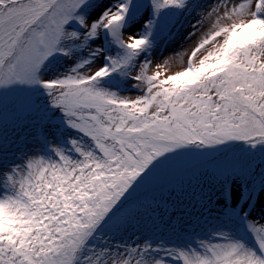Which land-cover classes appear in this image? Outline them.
Instances as JSON below:
<instances>
[{"label":"snow or ice","instance_id":"obj_1","mask_svg":"<svg viewBox=\"0 0 264 264\" xmlns=\"http://www.w3.org/2000/svg\"><path fill=\"white\" fill-rule=\"evenodd\" d=\"M0 264H264V0H0Z\"/></svg>","mask_w":264,"mask_h":264}]
</instances>
